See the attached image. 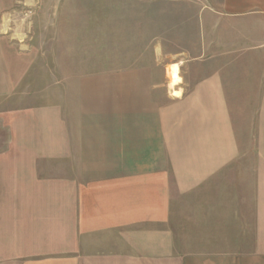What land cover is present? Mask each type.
<instances>
[{
  "label": "crops",
  "instance_id": "0c3cea01",
  "mask_svg": "<svg viewBox=\"0 0 264 264\" xmlns=\"http://www.w3.org/2000/svg\"><path fill=\"white\" fill-rule=\"evenodd\" d=\"M196 2L173 92L157 63L39 102L2 30L39 2L0 0V264H264V0Z\"/></svg>",
  "mask_w": 264,
  "mask_h": 264
},
{
  "label": "rangeland",
  "instance_id": "374dc122",
  "mask_svg": "<svg viewBox=\"0 0 264 264\" xmlns=\"http://www.w3.org/2000/svg\"><path fill=\"white\" fill-rule=\"evenodd\" d=\"M36 1L7 9L2 30L28 55L22 90L39 102L65 80L157 63L173 92L168 66L180 72L199 45L196 0Z\"/></svg>",
  "mask_w": 264,
  "mask_h": 264
},
{
  "label": "bare ground",
  "instance_id": "6f19581e",
  "mask_svg": "<svg viewBox=\"0 0 264 264\" xmlns=\"http://www.w3.org/2000/svg\"><path fill=\"white\" fill-rule=\"evenodd\" d=\"M168 76L170 79L169 86L173 88L176 84L179 83V67L178 64H172L168 66Z\"/></svg>",
  "mask_w": 264,
  "mask_h": 264
}]
</instances>
